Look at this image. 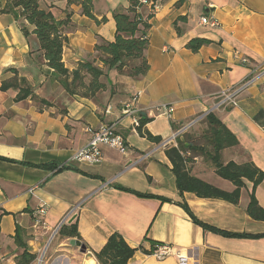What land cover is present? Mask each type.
Listing matches in <instances>:
<instances>
[{
  "label": "crops",
  "instance_id": "crops-1",
  "mask_svg": "<svg viewBox=\"0 0 264 264\" xmlns=\"http://www.w3.org/2000/svg\"><path fill=\"white\" fill-rule=\"evenodd\" d=\"M7 1L0 0V264H17L23 251L14 239L17 226L29 235L30 251L42 254L63 220L77 223L87 252L60 235L45 264H99L94 251L114 232L138 248L128 264H264V236H227L206 228L264 233V220L247 211L253 182L245 180L237 203L191 191L181 194L162 145L175 129L213 112L238 140L222 150V161H251L264 171V76L235 104L215 108L221 90L264 63V0H157L146 50L149 70L134 77L111 69L113 79L102 76L107 87L93 96L71 95L64 89L43 57L36 34H24L22 26L28 22L7 11ZM41 3L59 19L70 14L62 58L71 70L95 57L97 44L114 39L113 13L130 6L129 0H94V19L83 13L80 2ZM203 16L216 17L220 25L203 24ZM197 37L208 43L193 51L187 44ZM235 51L248 56L250 63H242ZM16 74L33 90L22 100H16L19 88H1ZM135 95L134 106L149 118L143 130L160 142L141 135L134 117L123 113ZM162 105L173 107L172 118L156 114L155 107ZM199 122L179 138L189 134L197 141L198 131L206 134L207 127ZM104 123H116L127 152L103 146L101 162L75 160L76 151L92 137L89 128ZM186 155L191 174L226 191L236 188L216 173L210 159L190 150ZM62 166L70 168L57 170ZM255 196L264 208V179ZM42 206L45 212L39 214ZM158 243L173 245L184 258H157L150 252Z\"/></svg>",
  "mask_w": 264,
  "mask_h": 264
},
{
  "label": "trees",
  "instance_id": "trees-1",
  "mask_svg": "<svg viewBox=\"0 0 264 264\" xmlns=\"http://www.w3.org/2000/svg\"><path fill=\"white\" fill-rule=\"evenodd\" d=\"M129 1L130 6L126 10L114 11L113 13L116 25L114 39L97 44L95 57L80 62L72 70L65 66L62 58L63 48L68 42L66 27L70 23V14L63 19H59L50 9L42 6L41 0H8L5 8L7 11H13L17 16L20 15L28 22L29 25L24 24L22 26L24 34L26 36L31 32L36 34L43 57L47 60V64L54 69V73L59 77L64 89L71 95L93 96L96 92L107 87V84L102 80V76H108L111 69H115L117 73L123 72L124 68L128 66L127 60L139 61L137 64L129 66L127 74L130 76H142L149 70L150 65L146 50L149 45L150 19L155 13L153 6L154 3H157V0H152V6L143 4L141 0ZM73 2H80L83 13L94 19L96 18L93 13L94 0H68V3ZM30 26L33 27L32 31L29 28ZM178 33H180L179 27ZM206 43H208L207 39L197 37L190 40L187 46L193 51H197ZM98 61L103 64V67L97 64ZM104 67H107L108 72L104 70ZM109 82L111 81L109 80ZM1 88L2 90L19 88L16 100L25 99L33 92L32 88L26 84V79L19 78L17 74L10 81L4 80ZM41 102L50 104L46 99H41ZM148 120V117L141 114L140 125L137 128L139 133L150 140L160 142L159 137L143 130V125ZM206 121L210 124V129L204 136L207 138L208 144L212 146L211 149L208 145L206 146L189 138V134L185 135L183 139L178 138L177 145L172 144L165 148L166 155L173 164L172 170L180 193L191 191L201 197H214L237 203L240 199L241 188L246 184L245 180H249L253 182V191L250 194L247 211L252 218L264 220V208L258 203L255 196L256 187L264 179V171L256 167L251 161L244 163L229 161L224 163L222 161V150L237 145L238 140L213 112L207 114ZM189 150L193 154H200L210 159L215 165L216 173L232 181L236 188L233 191H226L191 174L188 167L191 158L186 155ZM63 168L70 167L62 166L57 170ZM119 188L132 191L122 186H119ZM132 192L144 197L153 196L138 191ZM206 228L227 236H264V233L228 232L211 225H207ZM59 234L62 237L81 240L76 222L63 224L59 229ZM14 239L17 245L23 248L22 253L17 257V264H33L37 260L38 254L30 251L27 242L29 235L21 226H17ZM137 249L131 246L121 233L114 232L108 237L100 250L94 251V254L99 264H128Z\"/></svg>",
  "mask_w": 264,
  "mask_h": 264
},
{
  "label": "built area",
  "instance_id": "built-area-1",
  "mask_svg": "<svg viewBox=\"0 0 264 264\" xmlns=\"http://www.w3.org/2000/svg\"><path fill=\"white\" fill-rule=\"evenodd\" d=\"M141 2L143 4H147L150 6H152V3H153L152 0H141ZM157 4L158 3H154V6H153L154 11H156ZM201 22L203 24L210 25L212 27H216L220 25L219 20L216 17H212V16L211 17L203 16L201 18ZM240 54L241 53L239 51H235V57L240 58L242 63H245V64L250 63V59L248 56L246 55L240 56ZM263 76H264V63L259 66H255L254 69H252L251 74L245 79H243L240 83L233 85L232 87H228L226 89L221 90L219 93L218 102L215 104V108L226 107V106L235 104L240 94L243 91H245L247 87L257 82ZM136 99H137V95L133 97V100H131L130 102H127L124 105V107L122 108V111L125 114L132 115L134 117V124L138 126L140 125L139 116L141 115V113H140V110L134 106ZM154 111L158 112L156 114L158 115L163 114V115H166L168 118H172L173 116V107L169 105L157 106L155 107ZM208 113L202 115L195 121L190 122L189 124L185 126L175 129L172 135L168 139H166L162 143V145L167 146L173 143H175L176 145L177 139L180 136H182L189 129V127L192 126L196 121L200 120L204 116H207ZM89 132L91 133L92 137L87 144H85L83 147L79 148L76 151L73 157L75 160L84 161L88 163H99L102 161L103 156H104L103 149H102L103 146H109V147L115 148L121 153L127 152L128 145L123 135L118 132L116 123H104L97 129L89 128ZM44 212H45V207L42 206L40 208L39 214H43ZM71 214H72V211L66 217V219L70 218ZM37 222L38 223L40 222L39 219L37 220ZM63 222L64 220L60 223V226H58L59 228L57 227L58 228L57 232L63 225ZM150 253L159 259H163L167 256H175L179 260L184 258L181 250L176 249L173 245L168 244V243L156 244ZM0 261H4V257H2L1 255H0Z\"/></svg>",
  "mask_w": 264,
  "mask_h": 264
},
{
  "label": "rangeland",
  "instance_id": "rangeland-1",
  "mask_svg": "<svg viewBox=\"0 0 264 264\" xmlns=\"http://www.w3.org/2000/svg\"><path fill=\"white\" fill-rule=\"evenodd\" d=\"M96 55V54H95ZM139 61L138 60H132V59H130V60H127V65L128 66H126L125 68H124V70H123V72H118L119 74H121V75H125V74H127L128 73V71H129V66H132V65H134V64H137ZM100 63V61H98L97 62V64H99ZM104 70L107 72L108 70H107V67H104ZM108 74H109V79H113V76H114V70H110L109 72H108ZM121 77V76H120ZM102 80L106 83L107 82V80H106V77L104 78V77H102ZM115 88H117V85H115L114 86ZM198 121H200L199 123L200 124H202L203 126H201V127H207L206 129H208V131H209V129H210V124L206 121V116H204V117H202L200 120H198ZM198 121H196V122H198ZM198 137H197V142H199V143H202V144H204V145H208V147L211 149L212 148V146L211 145H209L208 144V140H207V138L204 136V134H203V131L202 130H200V131H198ZM57 236L58 237H60L61 238V236H60V234H59V231H58V233L56 234V237L54 236V238H53V240L51 241V243H50V245L48 246V248H47V250H46V252H45V254H44V257H43V260H42V263L41 264H45V258H46V256H47V253L50 251V248H51V246L55 243V241L58 239L57 238ZM41 256V253L40 254H38V258ZM38 258H37V260L33 263V264H38Z\"/></svg>",
  "mask_w": 264,
  "mask_h": 264
},
{
  "label": "water",
  "instance_id": "water-1",
  "mask_svg": "<svg viewBox=\"0 0 264 264\" xmlns=\"http://www.w3.org/2000/svg\"><path fill=\"white\" fill-rule=\"evenodd\" d=\"M59 226H60V225H59ZM58 228H59V227H58ZM58 228L54 231V233H53L52 236L50 237V239H49V241H48V243H47V245H46L44 251L42 252L41 256L38 258V264H41V263H42V260H43L44 254H45V252H46L48 246L50 245V243H51L53 237H54L55 234L57 233ZM70 244L73 245V246H79V247H80V251H81L82 253H86V252H87V246H86V244H84L82 241H80V240L77 239V238H71V239H70Z\"/></svg>",
  "mask_w": 264,
  "mask_h": 264
}]
</instances>
